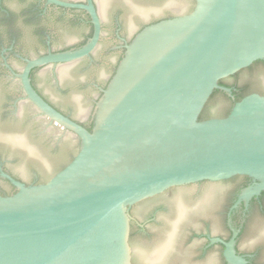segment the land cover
I'll return each instance as SVG.
<instances>
[{
	"label": "water",
	"instance_id": "obj_1",
	"mask_svg": "<svg viewBox=\"0 0 264 264\" xmlns=\"http://www.w3.org/2000/svg\"><path fill=\"white\" fill-rule=\"evenodd\" d=\"M46 1L86 11L92 37L80 49L27 61L19 79L35 109L73 134L79 145L71 161L43 184L25 186L1 173L17 191L0 195V264H131L129 209L136 203L171 187L234 176L256 182L243 190L246 198L264 190V97L247 95L226 117L199 119L215 90L231 97V89L219 85L221 79L264 59V0H194L190 13L144 27L125 45L96 104L91 132L39 97L28 74L35 67L88 56L100 37L97 12L91 0L87 5ZM130 1L145 15L181 13L192 5L190 0ZM101 14L105 48L112 27L104 11ZM62 26L57 24L54 48L81 34ZM38 86L65 108L64 97L49 87L45 75ZM76 103L77 119L86 122L88 104L81 97ZM227 104L217 97L213 112ZM60 129L56 128L58 134ZM42 131L35 142L29 128L0 126V142L24 147L52 173L59 162L49 158L42 143L51 136L50 128L43 126ZM2 156L11 158L8 167L13 173L24 180L33 178L29 161L19 155L14 160L9 152ZM214 188L207 185L168 195L169 208L160 214L166 223L136 243V264H220L215 252L200 258L199 244L189 242L192 230L224 233L221 222L197 213L203 197ZM258 227L264 229V222ZM224 246L228 264H245L234 255L232 241ZM259 246V241L250 240L242 249Z\"/></svg>",
	"mask_w": 264,
	"mask_h": 264
},
{
	"label": "flooded vegetation",
	"instance_id": "obj_2",
	"mask_svg": "<svg viewBox=\"0 0 264 264\" xmlns=\"http://www.w3.org/2000/svg\"><path fill=\"white\" fill-rule=\"evenodd\" d=\"M58 1L87 5V0ZM136 1L142 4H162L166 0ZM190 2L192 5L181 13L164 10L161 13L145 15L130 0H100L99 2L91 0L101 28L97 45L88 56L76 61L47 64L31 69L28 74L30 86L49 106L87 129L94 122L96 104L102 91L107 87L123 58L125 45L129 44L135 35L148 25L190 13L194 0ZM102 11L105 16H108L107 23L112 27L111 33L106 38L109 44L105 48L101 45L106 25L102 18ZM59 22L63 23L61 29L75 30L81 34L76 41L54 48L53 41L59 33L57 27ZM92 34L93 25L90 16L83 9L61 7L47 3L46 0H0V126L11 130L29 128V136L35 142L39 141L44 133L42 127L48 126L51 136L42 140L44 150L54 163L57 160L59 162L55 170L48 173L47 165L33 158L24 147L10 146L6 142H0V150H3L0 153V184L8 186V189L0 187V195L10 196L17 191L7 179L1 177V173L25 186L43 184L68 164L76 154L78 139L70 132L50 123L35 109L25 96L19 75L27 61L49 53L80 49L90 40ZM239 72L242 73L237 76ZM237 73L219 81L231 89L232 101L244 87L250 88L248 95L258 94L264 97V59L254 61ZM42 75L47 78L49 87L64 97L65 108L57 106L41 92L38 84ZM79 97L89 106L86 122L76 117L79 112L76 103ZM235 103L236 101L233 105ZM213 118L218 116L213 115ZM42 121L46 124L42 125ZM56 128L60 129L59 134ZM2 152L11 153L14 160L17 159L16 155H19L21 160L29 161L33 178L24 180L13 173L8 167L9 162H12L11 158L2 156ZM207 185H216V188L203 197L198 205L197 213L202 217L209 215L212 220L221 222L224 233L216 234L209 228L200 232L192 230L189 242L199 244V257L205 258L215 252L220 264H228L224 257L226 250L224 243L232 241L234 255L243 259L245 264H264V229L258 227L264 222V190L248 198L244 197L243 190L256 185V182L243 176L171 187L133 205L129 209L131 264H136L137 261L136 243L142 238L149 239L166 223L160 214L169 208L170 201L167 196L173 195V191L177 194V191L182 189H194ZM250 240L251 242L259 241L260 246L248 250L242 249V246Z\"/></svg>",
	"mask_w": 264,
	"mask_h": 264
},
{
	"label": "trees",
	"instance_id": "obj_3",
	"mask_svg": "<svg viewBox=\"0 0 264 264\" xmlns=\"http://www.w3.org/2000/svg\"><path fill=\"white\" fill-rule=\"evenodd\" d=\"M241 73H242V72H239V73H237L236 75L238 76V75H240ZM219 85L229 88L227 85H222L221 82H219ZM249 89H250L249 87H244L243 89H241V90L239 91V93H237V94L235 95V100H234V101H232L231 98L228 97L227 95H225L222 91H220V90H215V91L211 94V96H210L209 100L207 101V103L205 104V106H204V108H203V110H202V112H201V114H200V116H199V119H200V120L210 119V118H213V115H217L218 118H224V117H226V116L229 114V112H230V110H231V108H232V106H233V103H234L235 101L238 102V101L241 100L243 97L247 96V95L249 94ZM217 97H220V98L224 99L228 104H227L226 107H224V108L221 109L220 111L213 112V109H212L213 106H212V105H213V102L217 99ZM92 127H93V124H91L90 127L87 128V130H88L89 132H91ZM70 161H71V160H70ZM70 161H69V162H70ZM69 162H68V163H69ZM66 165H67V164H66ZM59 171H60V170H59Z\"/></svg>",
	"mask_w": 264,
	"mask_h": 264
}]
</instances>
